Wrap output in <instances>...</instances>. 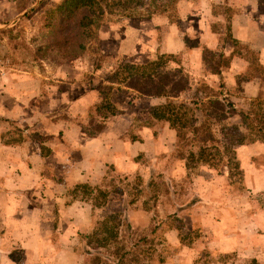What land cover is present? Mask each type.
Wrapping results in <instances>:
<instances>
[{"label": "crops", "instance_id": "1", "mask_svg": "<svg viewBox=\"0 0 264 264\" xmlns=\"http://www.w3.org/2000/svg\"><path fill=\"white\" fill-rule=\"evenodd\" d=\"M19 1L0 0V20H9L0 24V31L23 19L40 0L31 5L27 0L18 7L24 4ZM239 3L241 11L229 18L230 37L258 52V61L264 65V45L259 41L264 38V16L256 14L255 5ZM176 5L183 30L159 16L103 25L96 30L99 52L127 56L134 66H142L156 55L183 54L189 57V65L182 64L189 77L224 80L203 73L199 51L201 47L214 49L218 36L200 13H191L193 4L180 1ZM189 29L197 34L198 47L185 46L184 31ZM0 47L7 51L4 45ZM55 50L60 54L53 62L23 56L22 62L14 61L0 76V264H6L4 260L43 264L48 257L73 256L78 251L73 245L83 241L81 235L92 228L96 214L107 209L109 202L104 200L90 203V198L107 197L104 179L141 176L138 155L150 145L154 154L159 148V141L148 138L150 129L132 125V121L145 104L163 98L138 94L111 80V66L105 69L107 77L99 76L94 60L78 63L76 57L64 58ZM231 59L230 68L235 60L245 63L236 56ZM255 80L242 83L246 96L257 95ZM108 103L113 113L99 118L104 117L103 107ZM166 130V136H171L172 130ZM80 187L88 188L87 194H81Z\"/></svg>", "mask_w": 264, "mask_h": 264}, {"label": "rangeland", "instance_id": "2", "mask_svg": "<svg viewBox=\"0 0 264 264\" xmlns=\"http://www.w3.org/2000/svg\"><path fill=\"white\" fill-rule=\"evenodd\" d=\"M33 1L24 0V4L18 7L25 6L26 2L31 5ZM241 1L246 2L248 6L255 5L258 11L256 14L264 16L256 0H181L183 3L193 4L191 13H200L210 31L218 36L217 45L210 51H219L225 57L229 56L226 50L232 48L228 42L222 44L226 35L225 26L229 18L241 11ZM55 5L52 0H40L31 8L35 11L28 12L30 14L27 17L0 31V46L4 45L7 49L4 51V48L0 47V76H3L7 67H12L14 61L22 62L23 56L41 57L47 62L58 58L60 53L50 44V33L45 27L48 20L46 14ZM8 7L11 9L12 5L9 4ZM208 11L211 17L208 16ZM222 12L225 13L223 17ZM167 14L154 16L164 20L166 18L178 31L184 29L177 5ZM131 20L120 18L104 25L122 24ZM8 21L1 19L0 24L6 25ZM96 30L90 31L84 50L75 56L76 62L94 60L99 68V76L106 74L105 69L111 66L114 76L109 74V78L120 82L121 77L127 74V66L131 64L130 58L103 56L98 50ZM155 36L157 37L156 33ZM183 40L185 46H199L197 34L192 29L184 31ZM259 41L264 45V38ZM27 45H31L29 49ZM240 46L248 49L246 45ZM240 46L235 48V53L237 52L244 61L248 56ZM35 49L40 50L35 52ZM203 49L205 48L201 47L199 50L201 59L204 55ZM247 51L253 52L259 60L258 52L249 49ZM182 55L162 54L154 67L155 76L151 86L160 76H169L171 81L174 74L179 77L185 73L188 69L182 64L189 65V57ZM157 59L158 55L151 61L155 62ZM202 63L203 73H207L208 63ZM245 63L235 60L232 68L229 64L228 69L222 70L220 75L225 77L224 80L216 77L204 81L216 91L220 89L221 83L223 94L219 98L226 99L236 111L245 110L249 100L260 94L264 95V87L260 86L258 80H255L259 88L255 97L243 93L242 83L236 85L238 75L245 71ZM230 70L232 72L228 75ZM177 71L180 73H176ZM140 82L145 80L141 79ZM138 86L144 88V83ZM192 91L193 89L180 96L189 100ZM160 101L145 104L139 116L132 121V125L149 128L148 138L160 142L155 154L150 145L138 155L137 161L142 164V175L131 176L129 179L113 175L105 178L104 191L107 194L104 196L107 197L95 200L90 198V203L97 205L99 200H104L109 204L105 212L96 214L92 228L81 235L83 241L73 245L78 251L73 256H65L60 260L48 257L44 259L43 264H96L97 261V264H116L115 252L123 255L121 258L117 257L121 264H242L241 261L247 259L264 264V145L254 142L234 148L241 171L237 184L228 183L225 169L218 172L205 166H196L187 170L180 159V153L177 152L174 132L172 131L171 136H166L167 124L149 119V109L163 103V100ZM176 101L178 103L180 99ZM222 103L225 105V102ZM227 123L236 125L238 117H230ZM79 190L81 194H87L88 188L80 187ZM113 233L115 237L112 238ZM102 238L107 240V245L98 247ZM222 255L229 257L224 260ZM15 256L14 258H18L17 253ZM4 263L10 262L4 260Z\"/></svg>", "mask_w": 264, "mask_h": 264}, {"label": "trees", "instance_id": "3", "mask_svg": "<svg viewBox=\"0 0 264 264\" xmlns=\"http://www.w3.org/2000/svg\"><path fill=\"white\" fill-rule=\"evenodd\" d=\"M52 1L56 5L47 12L48 20L45 24L50 33V44L58 49L64 58H74L84 50L92 29H98L101 25L120 18L143 17L144 20H148L154 15H164L173 11L181 0ZM256 1L264 13V0ZM33 11L35 9L31 10ZM225 13L222 12V17ZM29 14H26L24 18ZM225 31L226 35L223 37L222 44L228 42L233 51L225 57L219 51L203 49L202 62L208 63V74L220 76L222 70L228 69L233 56L241 58L237 52L235 53V48L240 44L231 39L228 24L225 26ZM241 48L248 56L244 59L247 66L245 71L238 75L236 85L239 86L241 83L256 78L260 86L264 87V65L259 63L253 52L247 51L248 49L243 46ZM159 60L160 58L142 66L128 65L127 74L121 77L120 82H117L133 89L138 94L163 98V103L149 109V119L165 122L168 129L174 132L177 152L180 153V159L183 160L187 170L194 169L196 166H205L218 172L225 169L228 183L237 184L241 171L234 155V148L254 142L264 145V95L260 94L249 100L245 110L236 111L226 99L219 98L223 94L221 83L219 84L220 89L216 91L203 80H194L183 73L179 77L177 74L170 75L172 79L169 82H167L169 76H160L157 83L151 86L152 78L155 76L154 67ZM179 71L176 73H180ZM141 79H144L146 83H141ZM143 83L145 89L138 86ZM191 89L193 91L190 93L189 100L180 96ZM179 99L177 103L176 100ZM109 105V103L104 105L105 115L104 117L100 115L99 118H106V114L113 113L114 109ZM222 107H224L223 110L220 109ZM234 115L238 117V123L228 125L227 120ZM113 237L115 233L112 234ZM100 240L102 243L97 245L98 247L107 245L106 239ZM114 256L121 258L123 255L115 252ZM117 257L116 264H121ZM228 257L222 255L221 258L225 260ZM241 263L259 264L254 259H247Z\"/></svg>", "mask_w": 264, "mask_h": 264}]
</instances>
